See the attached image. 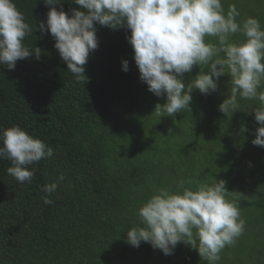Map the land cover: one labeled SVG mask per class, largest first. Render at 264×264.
<instances>
[{
	"label": "trees",
	"instance_id": "obj_1",
	"mask_svg": "<svg viewBox=\"0 0 264 264\" xmlns=\"http://www.w3.org/2000/svg\"><path fill=\"white\" fill-rule=\"evenodd\" d=\"M262 1L224 0V7L234 3L241 17H257L264 27ZM14 2L33 29L24 43L42 51L39 59L33 54L18 60L14 70L0 64V129L19 125L44 140L54 155L28 166L35 168V176L23 184L7 173L11 161L0 159V264H184L185 250L177 254L188 246L183 242L165 255L150 243L134 247L126 239V231L139 222L138 208L155 188L174 186L181 178L204 183L206 175L201 170L194 178L187 169L196 159L189 145L158 139L173 116L155 110L158 103H166V96L157 97L141 81L127 39L131 30L97 23L99 46L85 65L87 80L78 82L50 32L39 29L52 6L45 0ZM54 6L69 14L80 7L74 0ZM232 39L243 37L237 33ZM195 76L193 71L185 73L184 82ZM192 97L198 105L188 122L194 114L199 125H219L207 131L213 149L207 183L211 173L226 172L228 190H233L230 181L235 179L240 190L254 197L251 208L246 199L232 195L241 213L246 212L241 217L249 218L245 228L253 231L252 247L260 256L246 264H264V146L252 143L259 127L258 102L240 100L241 109L225 116L219 110L225 97L216 91L193 90ZM184 138L190 141L189 132L178 142ZM61 173L65 180L50 195L53 203L44 204L43 185ZM237 250L236 243L226 247L219 264H244Z\"/></svg>",
	"mask_w": 264,
	"mask_h": 264
},
{
	"label": "clouds",
	"instance_id": "obj_2",
	"mask_svg": "<svg viewBox=\"0 0 264 264\" xmlns=\"http://www.w3.org/2000/svg\"><path fill=\"white\" fill-rule=\"evenodd\" d=\"M45 2L52 7L39 29L50 32L78 82L87 80L85 65L99 46L96 24L114 30L126 26L141 81L157 97L166 96V103L156 105L158 113L174 117L190 112L194 89L202 94L217 91L219 78L229 74L230 95L219 110L232 116L241 109L240 100L257 101L259 127L252 143L264 146V27L259 18L241 17L234 3L225 10L224 0H74L80 7L71 14L54 6L61 0ZM32 31L14 0H0V64L14 70L18 60L33 54L39 59L42 50L24 43ZM237 33L243 39L233 40ZM196 65L200 72L186 84L184 74ZM122 70H129L127 59ZM53 155L52 147L19 125L0 129V159L11 161L7 173L21 184L35 176V168L28 166ZM64 180L61 173L43 185L44 204L53 203L49 197ZM230 195L226 181L216 178L211 184L181 178L174 186L155 188L138 208L139 222L126 231V239L134 247L150 243L165 255L183 242L202 261L219 264L221 252L236 243L246 226Z\"/></svg>",
	"mask_w": 264,
	"mask_h": 264
},
{
	"label": "rangeland",
	"instance_id": "obj_3",
	"mask_svg": "<svg viewBox=\"0 0 264 264\" xmlns=\"http://www.w3.org/2000/svg\"><path fill=\"white\" fill-rule=\"evenodd\" d=\"M251 6L256 7V4L252 3ZM261 8L264 11V0L261 2ZM192 71L195 73V75H197L200 72V67L196 65L193 67ZM205 71H207V69H205ZM230 80L231 77L229 74L222 75L218 80V89L216 92L221 94V97H225L224 99H226V96L229 94L231 90ZM222 87L224 88L226 95L223 92ZM194 91H197V89H194ZM197 105L198 104H194V101L192 99L190 104L191 110H193V108L196 107ZM189 113L190 112L176 113L169 123L170 127H168L169 124H165L164 129L161 131V134L159 135L158 139L160 141H163L164 137H169V140L175 142L174 144L178 143L179 147L186 146L188 148L189 145L190 147L188 148V151L192 152L196 159L194 163L187 164V169L189 170L190 174L194 176V178L198 177L199 172L201 170H205L206 175L205 177H203V181L204 183H207V171H210L212 168L210 159L213 153V149L211 147L212 144H210V141L207 138V131L209 128L212 129L217 128L219 127V125L213 124V122H211V124L207 123V124L199 125V123L197 122L198 117L194 114H190L191 121L188 122ZM181 119L184 121L182 125L180 123ZM231 129L233 132L239 131L237 128H231ZM187 132H189L190 141L189 139L187 140V138H184L178 142L180 137ZM208 178H209V182H208L209 184L213 183L215 181V178L217 180L223 179L226 181V183H228L226 172L223 173L220 171L219 175H214L211 173V175H209ZM230 183H231L230 188H232L233 190H229L231 192L229 198L231 199L232 195H236L239 196L241 199H246L250 203L249 206L252 208L254 205V197L252 195L251 196L248 195L245 191L240 190L239 187L240 183L237 182L235 179H231ZM256 192L257 194H259L258 190H256ZM257 208L256 211L258 212ZM241 215H246L245 210L242 211ZM246 220L247 221L249 220L247 216L245 218V221ZM247 221L246 224L250 225V223H247ZM252 235H253V231H251L250 227H247L245 228L243 234L236 241V247L238 248L237 254L242 257L244 264H246V262L252 263L253 261H256V259H254L253 256L260 257L259 253L256 252L257 248L252 247V238H253ZM184 250H185V257L182 260L184 264H190L191 262L195 264H207L206 261H202L200 255L198 254V251L192 249L190 246L180 249L177 254L183 252ZM189 255L192 257V259H190ZM221 258L222 260L224 259L223 252H221ZM238 263L239 262H237V264Z\"/></svg>",
	"mask_w": 264,
	"mask_h": 264
}]
</instances>
